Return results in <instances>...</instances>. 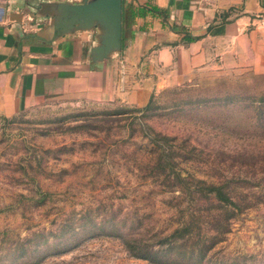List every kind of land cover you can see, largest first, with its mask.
<instances>
[{"label":"rangeland","instance_id":"rangeland-1","mask_svg":"<svg viewBox=\"0 0 264 264\" xmlns=\"http://www.w3.org/2000/svg\"><path fill=\"white\" fill-rule=\"evenodd\" d=\"M262 98L264 70L219 60L156 86L144 105L64 99L0 117V264H149L130 256L111 213L181 228V213L159 216L180 193L177 170L252 188L222 245L264 258Z\"/></svg>","mask_w":264,"mask_h":264},{"label":"crops","instance_id":"crops-1","mask_svg":"<svg viewBox=\"0 0 264 264\" xmlns=\"http://www.w3.org/2000/svg\"><path fill=\"white\" fill-rule=\"evenodd\" d=\"M49 1L0 0L1 118L52 100L144 105L156 86L219 60L264 70V0H124L148 12L123 23L122 51L102 63L95 29L49 30L54 17L38 13Z\"/></svg>","mask_w":264,"mask_h":264},{"label":"trees","instance_id":"trees-1","mask_svg":"<svg viewBox=\"0 0 264 264\" xmlns=\"http://www.w3.org/2000/svg\"><path fill=\"white\" fill-rule=\"evenodd\" d=\"M152 10L159 11L156 8ZM147 12L148 9L145 7L129 6L124 9L123 6L124 26L126 22L131 23L136 17L144 16ZM262 101L264 102V98ZM149 107L150 105L145 109ZM259 107L264 112V104ZM166 162L172 164L168 158ZM174 174L173 183L183 185L175 202H168L166 209L161 211L159 216L166 213H181L185 218L181 228L166 231L155 221L153 215L146 211L142 213L125 211L118 219L120 212L112 210L113 225L122 223L119 229L121 233L116 234L121 238L130 256L149 264H264L262 256L259 259L252 253H228L222 245L232 232L234 220L245 209L251 208L252 205L247 200L254 194L252 188L249 187L248 191L244 189L245 192L239 191L240 188L243 190L246 187L243 185L245 182L222 175L214 180L203 181L191 174L183 177L178 170ZM155 175L162 177L167 183L165 180H170L172 173L164 175L163 172ZM196 193V198L187 208Z\"/></svg>","mask_w":264,"mask_h":264},{"label":"water","instance_id":"water-1","mask_svg":"<svg viewBox=\"0 0 264 264\" xmlns=\"http://www.w3.org/2000/svg\"><path fill=\"white\" fill-rule=\"evenodd\" d=\"M39 15L50 14V31L56 37L77 31L96 30L90 49L92 61L102 63L123 48V0H54L41 3Z\"/></svg>","mask_w":264,"mask_h":264}]
</instances>
